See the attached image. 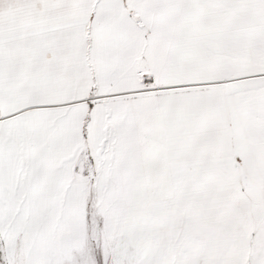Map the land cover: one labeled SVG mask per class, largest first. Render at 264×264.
<instances>
[{
  "label": "snow or ice",
  "instance_id": "6c2138e0",
  "mask_svg": "<svg viewBox=\"0 0 264 264\" xmlns=\"http://www.w3.org/2000/svg\"><path fill=\"white\" fill-rule=\"evenodd\" d=\"M0 264H264V0H0Z\"/></svg>",
  "mask_w": 264,
  "mask_h": 264
}]
</instances>
